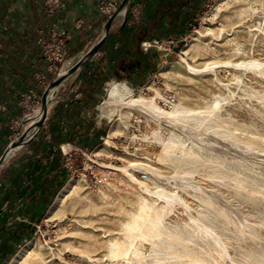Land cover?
Returning <instances> with one entry per match:
<instances>
[{"label":"rangeland","instance_id":"374dc122","mask_svg":"<svg viewBox=\"0 0 264 264\" xmlns=\"http://www.w3.org/2000/svg\"><path fill=\"white\" fill-rule=\"evenodd\" d=\"M196 12L128 94L177 115L125 106L95 147L72 146L77 188L6 264L29 243L22 264H264V0Z\"/></svg>","mask_w":264,"mask_h":264},{"label":"crops","instance_id":"0c3cea01","mask_svg":"<svg viewBox=\"0 0 264 264\" xmlns=\"http://www.w3.org/2000/svg\"><path fill=\"white\" fill-rule=\"evenodd\" d=\"M101 1L105 0H63L56 20L71 34L63 69L74 65L100 39L107 20L98 9ZM199 2L131 0L130 6L140 9L137 22L131 24L119 15L96 54L64 81L41 131L10 155L1 169L0 264L17 252L69 181L61 149L87 150L101 141L109 119L103 102L100 107L101 96L116 84L132 90L148 78L157 62L155 52L159 54V46L152 45L167 43L172 33L195 19ZM79 19L83 24L76 29ZM51 21L41 0H0V155L23 130L22 95L32 89L41 97L44 91L35 76L47 73V84L54 78L46 70L38 42L46 37Z\"/></svg>","mask_w":264,"mask_h":264},{"label":"built area","instance_id":"2783aa9c","mask_svg":"<svg viewBox=\"0 0 264 264\" xmlns=\"http://www.w3.org/2000/svg\"><path fill=\"white\" fill-rule=\"evenodd\" d=\"M43 4L44 14L50 18L51 24L48 27V33L45 38L39 39V44L42 47V58L46 63V70L48 74L52 76H58L61 73L62 67L66 62L65 48L71 39V34L65 29L61 28L56 20L58 13L63 9V0H41ZM120 0H105L99 3L100 13L107 19L115 12ZM138 6H129L128 13L130 16V23L135 24L139 15ZM82 21L79 19L75 22V28L80 29L82 27ZM35 80L45 88L48 76L46 74H38L35 76ZM173 102V99H170ZM20 105L23 107L24 114L23 121L35 120L38 116L40 109V99L37 98V94L34 90L30 89L22 95ZM65 166L69 172L72 171V151L67 147L61 149ZM145 179V175L140 176Z\"/></svg>","mask_w":264,"mask_h":264},{"label":"water","instance_id":"95a60500","mask_svg":"<svg viewBox=\"0 0 264 264\" xmlns=\"http://www.w3.org/2000/svg\"><path fill=\"white\" fill-rule=\"evenodd\" d=\"M130 1L131 0H120L115 12L106 20L101 31L100 39L94 45H92V47H90L74 65L60 73L58 76L54 77L47 84L40 97V109L37 118L32 124L25 127L23 130H19L16 133L15 138L7 145L0 155V172L4 167L5 161L10 155H12L16 150L29 145L35 139L47 119L48 107L51 101L60 95L59 90L63 88L64 81L74 75L79 69L84 67L86 63L96 54L98 49L106 41L114 20L119 15H126L130 6ZM132 67L133 66L130 65L127 69H131Z\"/></svg>","mask_w":264,"mask_h":264},{"label":"bare ground","instance_id":"6f19581e","mask_svg":"<svg viewBox=\"0 0 264 264\" xmlns=\"http://www.w3.org/2000/svg\"><path fill=\"white\" fill-rule=\"evenodd\" d=\"M197 38L201 39L202 37L198 34ZM190 70H191V68H190ZM128 94H129V89L126 85H123V84L114 85L108 91V93H107V95L103 101L102 110H103L104 114L107 115L108 117H112L116 113L117 109H119V108L122 109L125 106L126 107L127 106H136L137 108L143 107L145 110H148L150 113L160 115L163 118L176 116L177 113L180 111L177 106H173L171 111L166 112L164 110H160L158 107H156V105H154V104L152 105V103L150 104L141 95H139L137 97H130V96H128ZM113 132H114V130L111 128L110 135H111V133L113 134ZM106 142H107V140H106ZM135 165L136 164L134 163L131 166H135ZM137 166H139V165H137ZM139 167H141V166H139ZM148 169H149V167L146 169L147 172H148ZM122 170L124 171L123 173L127 174L125 169H122ZM150 172H152L153 174L156 173L153 168H150ZM155 175H157V173ZM137 183L139 186L141 185V183H139V182H137ZM75 188H77V184H76L74 179H71L68 182V184L64 187V189L60 192L56 202L54 203L53 207L50 209L47 216H52L53 213L55 212V210L57 209V207H59L66 199H68L72 195ZM142 190L144 191L143 193H150V190L148 187L144 186V187H142ZM147 206H148V204H147ZM147 206H145V208H147ZM148 207H150V206H148ZM142 208H143V206H142ZM144 210H142V211L140 210V213L137 214L138 216L135 217L136 222L137 221H141L144 223H145V221L147 222V219L151 213L147 209H146L147 211L146 210L144 211ZM149 210H151V209H149ZM159 212H158V214H159ZM154 215H156V214H154ZM160 216H161V214H160ZM153 218H154V216H153ZM136 222L131 225V228H130L131 232H133L137 228ZM153 230L156 231V229H154V228H153ZM131 232L129 231V233H131ZM217 241H219V240L217 239ZM32 254H33V244L29 243L19 250V252L11 260L10 264H22L28 258H30L32 256Z\"/></svg>","mask_w":264,"mask_h":264},{"label":"trees","instance_id":"16d2710c","mask_svg":"<svg viewBox=\"0 0 264 264\" xmlns=\"http://www.w3.org/2000/svg\"><path fill=\"white\" fill-rule=\"evenodd\" d=\"M126 19H127V21L130 19V16H129V13L127 12V14H126ZM13 256V255H12ZM12 256H10L9 258H8V260H10V258L12 257ZM7 260V261H8ZM7 263V262H6Z\"/></svg>","mask_w":264,"mask_h":264}]
</instances>
